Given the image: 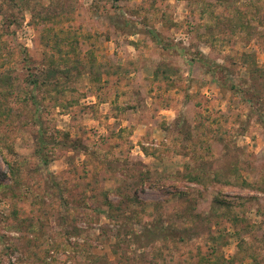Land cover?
<instances>
[{"label":"rangeland","instance_id":"obj_1","mask_svg":"<svg viewBox=\"0 0 264 264\" xmlns=\"http://www.w3.org/2000/svg\"><path fill=\"white\" fill-rule=\"evenodd\" d=\"M0 5V264H264V0Z\"/></svg>","mask_w":264,"mask_h":264},{"label":"trees","instance_id":"obj_2","mask_svg":"<svg viewBox=\"0 0 264 264\" xmlns=\"http://www.w3.org/2000/svg\"><path fill=\"white\" fill-rule=\"evenodd\" d=\"M25 3V0H21ZM26 1H31V0H26ZM30 7V6H28ZM36 5L34 7H31L29 9H31L32 11H36L35 9ZM53 8V4L51 3V5H49L48 7H45L42 5V2H41V11L44 12L46 10H49V9H52ZM2 9H3V6L0 5V14H2ZM154 37L155 39H157V41H159V43L161 42L160 40V36L158 34H154ZM248 56V55H247ZM247 60H245V64L244 65H248V62H246ZM251 67V66H249ZM216 68H222V66L220 64H216ZM78 70V68H76ZM58 71V70H57ZM174 69L169 67V66H166V65H161L157 68V70L155 71L154 73V76H155V79H160L161 77H164L165 79H171V75L173 74ZM253 72L257 73L258 74V77H262L264 78V69H259V68H256ZM60 73L64 75V78L65 79H69V76L71 74L70 72V69L67 68V69H63V70H60ZM32 79H31V83L35 86V87H38L41 89V86L43 84H41V76L40 74H34L31 76ZM49 77H56V75L54 73H51L49 75ZM50 80V79H49ZM3 81V80H2ZM50 81H55V80H50ZM52 83V82H51ZM256 97V96H255ZM253 97V98H255ZM252 102V104L254 105H262V100L261 99H258L257 101L255 100H250ZM260 120H261V123L263 124L264 126V114H261L260 116ZM38 152V155L42 157V153H43V148H42V142L39 143V150L37 151ZM0 155L3 157L4 159V162L7 164L9 170H10V180L13 182V184L15 185H20V177H21V172H22V166H23V161L21 159H18L16 157V153L15 151L13 150V148H11L10 146H8V144L5 143V140L4 139H0ZM0 176H2V180H5V179H8L6 174H1L0 173ZM9 180V179H8ZM194 182H198L199 184H202L201 182V177H196L194 179ZM4 187V184H1L0 183V188H3ZM216 202H218L219 205H223L224 202H221L220 200H216ZM106 205L107 207L109 208L108 212L106 213L107 214V217L110 218V219H119L118 216L116 217L114 214L116 213L117 210H120V207L119 206H115V204L113 202H110V201H106ZM225 205V204H224ZM154 228V227H153ZM152 229V227H151ZM151 229H148L146 231L145 234H143V238H146L147 236H150L148 235V233L150 231H152ZM156 230V232L154 233V231ZM154 231L152 233L154 234H163L164 237H168L166 234H168V229L167 228H162L161 230H159L157 228V226H155L154 228ZM134 235L137 236V240H138V237L140 238L141 236H139L138 234H136L134 232ZM97 260H99L98 258H96Z\"/></svg>","mask_w":264,"mask_h":264}]
</instances>
